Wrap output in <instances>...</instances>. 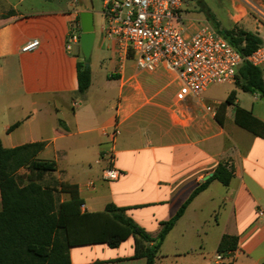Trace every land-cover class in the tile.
Wrapping results in <instances>:
<instances>
[{
	"label": "crops",
	"instance_id": "obj_1",
	"mask_svg": "<svg viewBox=\"0 0 264 264\" xmlns=\"http://www.w3.org/2000/svg\"><path fill=\"white\" fill-rule=\"evenodd\" d=\"M85 1L0 0L4 147L45 142L39 157L55 161L57 170L46 174L43 184L57 189L61 183L76 185L88 212L103 211L109 203L127 208V215L153 237L208 183L167 235L155 264H264V138L236 122L239 108L264 122V99L254 93L262 102L247 105L241 94L249 93L228 84L230 93L237 91L234 103L225 105L230 94L212 100L206 95L210 87L202 102L179 101L173 75L163 68L139 71L133 59L121 66L115 42L104 35L99 50L105 52L106 81L98 82L90 64L91 86L79 94L77 66L84 57L79 44L72 51L67 45L80 13L93 12ZM197 2L222 29H244L264 41V21L254 11L264 8V0ZM187 21L190 32L211 24L202 15ZM33 40L39 47L23 52ZM207 105H213L214 113L206 111ZM117 121L121 135L115 164L122 175L108 182L102 178L106 163L98 160L109 147L105 131ZM220 165L233 172L229 185L212 180ZM60 198L66 201L69 195ZM225 236L237 238V247L218 261ZM134 247L133 237L117 248L73 247L71 264H146L145 258H133Z\"/></svg>",
	"mask_w": 264,
	"mask_h": 264
},
{
	"label": "trees",
	"instance_id": "obj_2",
	"mask_svg": "<svg viewBox=\"0 0 264 264\" xmlns=\"http://www.w3.org/2000/svg\"><path fill=\"white\" fill-rule=\"evenodd\" d=\"M202 9L215 30L244 58L237 71L236 88L258 93L264 99V69L253 66L246 59L264 45L263 39L257 33L240 28L222 29L215 15L204 5ZM86 62L90 63V60L84 59L77 66L78 93L81 95L89 90L92 83L91 67H86ZM236 96L237 91L233 90L225 105L234 103ZM236 122L264 138V122L252 112L239 108ZM45 146V142H36L6 148L0 139V264H71L73 247L106 244L117 248L130 237L135 241L133 258H145L146 264H155L167 235L193 198L208 184L199 187L175 217L162 223L159 235L153 237L127 215V208L109 203L103 211H82L84 201L76 185L61 183V188L57 189L43 184L44 176L57 170L55 161L39 157ZM21 169H26L29 174L19 175ZM232 177L233 172L220 165L212 180L229 185ZM61 193L68 194L69 199L61 201ZM236 247L237 238L225 236L219 253H227Z\"/></svg>",
	"mask_w": 264,
	"mask_h": 264
},
{
	"label": "built area",
	"instance_id": "obj_3",
	"mask_svg": "<svg viewBox=\"0 0 264 264\" xmlns=\"http://www.w3.org/2000/svg\"><path fill=\"white\" fill-rule=\"evenodd\" d=\"M182 6L183 0H103L102 34L115 42L121 66L127 59H133L139 71L155 72L163 68L179 85V101L202 102L210 86L236 83L244 58L211 24L190 32ZM254 11L264 21V10L255 7ZM80 35L81 21L77 20L68 38V51L80 45ZM39 44L38 40H33L24 45L22 51L33 52ZM246 59L264 69V45ZM205 109L214 113L213 105ZM120 135L118 121L105 131L109 147L98 163H106L102 178L108 182L117 181L122 175L115 164ZM88 185L93 187L94 182ZM81 209L85 211V204ZM228 254L231 256L233 252ZM215 258L220 261L224 257L218 253Z\"/></svg>",
	"mask_w": 264,
	"mask_h": 264
},
{
	"label": "rangeland",
	"instance_id": "obj_4",
	"mask_svg": "<svg viewBox=\"0 0 264 264\" xmlns=\"http://www.w3.org/2000/svg\"><path fill=\"white\" fill-rule=\"evenodd\" d=\"M85 2L92 9L94 13V25H95L96 35H97L96 42L94 45V50L90 58V64H93L94 74L98 82L102 81L104 83L106 81L104 77V74L106 72V67L103 64L102 57L105 55L104 54L105 52L102 53L99 50L100 40L103 37V34H102V26L104 24V17L102 15L103 0H86ZM1 9L2 8L0 6V12H1ZM261 9L264 10V8H261ZM182 12H183L184 17L187 19H192V18L199 17L200 15L202 16L205 15L202 9V4L197 2V0H183ZM76 48H79V47H76ZM230 87L231 85H228V84L226 85L215 84V85L210 86L209 91L206 95L212 100H222V99H225L226 94H230ZM241 95H243L241 96L242 102H244L247 105H251L255 101L259 103L262 102L260 97L256 99L255 97L256 95L252 93L241 94Z\"/></svg>",
	"mask_w": 264,
	"mask_h": 264
},
{
	"label": "water",
	"instance_id": "obj_5",
	"mask_svg": "<svg viewBox=\"0 0 264 264\" xmlns=\"http://www.w3.org/2000/svg\"><path fill=\"white\" fill-rule=\"evenodd\" d=\"M80 21H81L80 47L84 59L88 61L91 58L97 37L95 31V25H94L93 12L91 11L81 12ZM86 67H90L89 62H86Z\"/></svg>",
	"mask_w": 264,
	"mask_h": 264
}]
</instances>
